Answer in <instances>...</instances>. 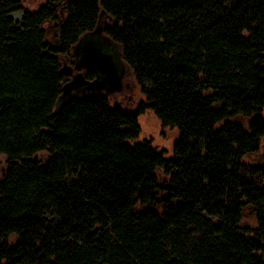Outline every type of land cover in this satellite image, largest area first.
<instances>
[{"label": "trees", "instance_id": "1", "mask_svg": "<svg viewBox=\"0 0 264 264\" xmlns=\"http://www.w3.org/2000/svg\"><path fill=\"white\" fill-rule=\"evenodd\" d=\"M17 9L0 0V264H264V164L244 162L264 139V0ZM100 20L146 102L57 110L55 56ZM148 110L179 132L171 158L136 142Z\"/></svg>", "mask_w": 264, "mask_h": 264}, {"label": "water", "instance_id": "2", "mask_svg": "<svg viewBox=\"0 0 264 264\" xmlns=\"http://www.w3.org/2000/svg\"><path fill=\"white\" fill-rule=\"evenodd\" d=\"M18 15L24 17L20 11L11 13L9 17L18 22ZM107 18L109 23L112 22L110 16ZM102 23L106 22L100 20V25L94 31L82 35L73 46L70 53L72 66L61 65L60 72L64 76V83L56 102L57 110L77 99L94 94L109 98L121 90L124 78L132 71L123 58L122 45L106 34L105 25ZM55 57L59 60L62 58ZM90 73L93 74L92 79H88Z\"/></svg>", "mask_w": 264, "mask_h": 264}, {"label": "rangeland", "instance_id": "3", "mask_svg": "<svg viewBox=\"0 0 264 264\" xmlns=\"http://www.w3.org/2000/svg\"><path fill=\"white\" fill-rule=\"evenodd\" d=\"M25 5V7L35 8L41 6L42 0H22L20 3ZM28 10V8H26ZM105 26L109 24L102 23ZM132 72V77L130 75L127 76L128 80L136 83L134 72ZM136 99L137 103H130L128 101L121 102V97L116 99V103L113 105L122 107L123 110L129 113H135L140 105L146 102V98L141 92L140 87L138 86L136 90ZM236 122L242 123L244 126H248L247 120L244 118H236L234 119ZM140 126L141 133L136 142H143L146 140L151 141L153 146L157 149L158 152H164L168 158H171L174 153V147L176 143L179 141V132L175 127L165 126L160 119H158L151 110H148L144 115L140 117ZM244 162L251 166H259L264 164V139L261 142L260 150L256 153L250 154L244 159ZM161 179H164V176L160 174ZM248 215V214H247ZM248 224H252L253 221L251 219H246L245 221Z\"/></svg>", "mask_w": 264, "mask_h": 264}, {"label": "flooded vegetation", "instance_id": "4", "mask_svg": "<svg viewBox=\"0 0 264 264\" xmlns=\"http://www.w3.org/2000/svg\"><path fill=\"white\" fill-rule=\"evenodd\" d=\"M16 2V6L18 7V9L15 12H22L24 14V17L21 18L19 15L17 16V18L20 20L16 23H21L23 21V19L25 18V14L27 12L30 11H36L37 9L35 8H30V7H25V5H23L20 3L22 0H14ZM26 8H28V10H26ZM62 20L60 21L61 24ZM71 55H65L61 58L60 63L62 66H72L71 62ZM89 75H92L91 79L93 78V74L90 73ZM88 75V76H89ZM130 75L132 77V72H129L127 74V76ZM127 76L124 78L123 82H122V86H121V90L116 92L115 94L111 95L109 98L111 100V102L116 103V99H118L119 97H121L122 100H120L121 102L123 101H128L127 103H137V99H136V90L138 88L137 84L135 82H133V80L131 79V81L128 80Z\"/></svg>", "mask_w": 264, "mask_h": 264}]
</instances>
